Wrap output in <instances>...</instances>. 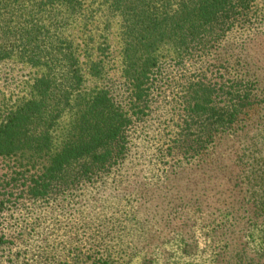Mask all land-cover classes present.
I'll return each instance as SVG.
<instances>
[{
	"label": "trees",
	"instance_id": "trees-1",
	"mask_svg": "<svg viewBox=\"0 0 264 264\" xmlns=\"http://www.w3.org/2000/svg\"><path fill=\"white\" fill-rule=\"evenodd\" d=\"M253 1L106 0L123 23L127 109L105 89L85 86V68L95 77L103 68L97 60H82L68 31L83 15L81 0H0V61L16 57L42 69L30 97L0 119V156L21 157L34 169L25 196L47 198L117 163L127 148L132 115L148 108L159 68L156 48L172 40L177 53H206L234 26L245 29ZM262 34L257 31L255 38ZM176 103L171 150L181 155V165L197 164L207 174L209 197L216 181L217 195L225 198L207 206L217 221L213 230L225 235V246L239 226L264 232V72L244 59H222L215 71L201 69L187 78ZM253 252L251 264H264V249ZM219 255L213 253L210 264L230 257ZM82 259L81 264H111L105 253Z\"/></svg>",
	"mask_w": 264,
	"mask_h": 264
},
{
	"label": "rangeland",
	"instance_id": "rangeland-1",
	"mask_svg": "<svg viewBox=\"0 0 264 264\" xmlns=\"http://www.w3.org/2000/svg\"><path fill=\"white\" fill-rule=\"evenodd\" d=\"M81 2L83 15L68 31L82 60H97L103 68L99 77L85 68V86L105 89L128 109L121 17L108 10L106 0ZM257 31L263 34L255 38ZM172 43L164 40L156 48L159 68L152 75L148 108L132 115L125 153L108 170L32 200L23 191L34 169L21 157L0 156V264H81L83 256L101 253L111 264H210L213 253L230 256L218 264H251L253 249H264L263 231L240 226L224 245L225 235L213 230L217 221L207 212L209 204L219 206L225 199L217 195L218 182L209 197L207 174L197 164L181 165V155L170 146L176 98L187 78L201 69L215 71L225 58L244 59L264 72V0L253 1L245 29L234 26L206 53H177ZM41 74L40 67L16 57L0 61V119L30 97ZM214 194L221 197L217 202Z\"/></svg>",
	"mask_w": 264,
	"mask_h": 264
}]
</instances>
